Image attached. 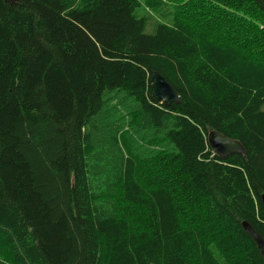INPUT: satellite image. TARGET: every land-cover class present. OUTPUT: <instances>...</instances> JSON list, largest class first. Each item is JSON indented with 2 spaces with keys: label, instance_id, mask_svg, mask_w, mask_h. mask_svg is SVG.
<instances>
[{
  "label": "trees",
  "instance_id": "1",
  "mask_svg": "<svg viewBox=\"0 0 264 264\" xmlns=\"http://www.w3.org/2000/svg\"><path fill=\"white\" fill-rule=\"evenodd\" d=\"M263 193L264 0H0V264H264Z\"/></svg>",
  "mask_w": 264,
  "mask_h": 264
},
{
  "label": "water",
  "instance_id": "2",
  "mask_svg": "<svg viewBox=\"0 0 264 264\" xmlns=\"http://www.w3.org/2000/svg\"><path fill=\"white\" fill-rule=\"evenodd\" d=\"M152 82L155 99L164 102L167 106L171 105L172 102L179 101V94L162 73L155 71L152 75ZM208 140L213 150L222 157L238 152L246 153V149L240 140L228 137L218 130H211L208 134ZM262 203L264 206V193L262 194ZM243 226L255 239L264 256V236L249 221H244Z\"/></svg>",
  "mask_w": 264,
  "mask_h": 264
},
{
  "label": "bare ground",
  "instance_id": "3",
  "mask_svg": "<svg viewBox=\"0 0 264 264\" xmlns=\"http://www.w3.org/2000/svg\"><path fill=\"white\" fill-rule=\"evenodd\" d=\"M244 222V221H243Z\"/></svg>",
  "mask_w": 264,
  "mask_h": 264
}]
</instances>
